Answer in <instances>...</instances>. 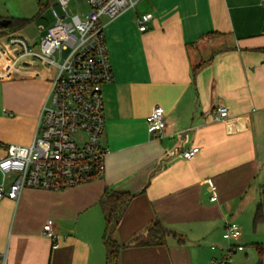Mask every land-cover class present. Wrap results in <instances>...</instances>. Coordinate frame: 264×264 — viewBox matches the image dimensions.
I'll return each instance as SVG.
<instances>
[{"label":"crops","instance_id":"0c3cea01","mask_svg":"<svg viewBox=\"0 0 264 264\" xmlns=\"http://www.w3.org/2000/svg\"><path fill=\"white\" fill-rule=\"evenodd\" d=\"M102 23L113 69L103 86L104 174L0 200V264H106L108 190L133 195L114 235L124 246L118 264H223L229 247V264H264V3L138 0ZM7 65L0 48V159L8 144L33 142L53 76L44 66L9 74ZM219 105L229 108L223 122L213 120ZM155 107L165 113L161 136L148 130ZM193 147L194 159L179 157ZM16 178L0 171V186ZM156 222L169 231L163 244L128 246ZM230 222L241 227L237 240L223 238Z\"/></svg>","mask_w":264,"mask_h":264},{"label":"built area","instance_id":"2783aa9c","mask_svg":"<svg viewBox=\"0 0 264 264\" xmlns=\"http://www.w3.org/2000/svg\"><path fill=\"white\" fill-rule=\"evenodd\" d=\"M54 23L37 28L35 37L0 26V48L8 58L7 70L24 74L27 68L53 69L49 95L38 118L33 142L28 146L8 144L0 159L2 174H16L7 190L0 186V200H18L27 188L59 191L102 178L109 149L101 139L105 131L103 86L113 81V69L102 18L114 20L133 9L138 0H86L88 11L70 15V0H52ZM264 3V0H261ZM152 14L139 19V30L147 31ZM229 108L219 105L213 120L223 122ZM148 130L161 136L166 128L164 110L155 107L147 117ZM199 147L180 152L183 160H192ZM211 187L213 183L209 180ZM217 198L214 195L211 201ZM44 233L58 241L52 222ZM241 227L227 223L223 238L237 240ZM237 249H241L238 247ZM235 249L229 247L223 264L231 262ZM5 264V263H4Z\"/></svg>","mask_w":264,"mask_h":264},{"label":"trees","instance_id":"16d2710c","mask_svg":"<svg viewBox=\"0 0 264 264\" xmlns=\"http://www.w3.org/2000/svg\"><path fill=\"white\" fill-rule=\"evenodd\" d=\"M28 23L27 20L21 19L16 22L12 21L9 26H11V30H18L25 27ZM132 199L133 195L128 192L108 190L100 200V205L106 221V230L104 234V244L107 252L106 264L119 263V252L124 246H121L116 241L114 235ZM261 212L262 206L259 209V213L256 215V223L259 222L258 219L262 215ZM168 234L169 231L162 227L159 222H156L148 228V234L146 236H136L130 241L128 246L146 247L161 245L165 242Z\"/></svg>","mask_w":264,"mask_h":264},{"label":"rangeland","instance_id":"374dc122","mask_svg":"<svg viewBox=\"0 0 264 264\" xmlns=\"http://www.w3.org/2000/svg\"><path fill=\"white\" fill-rule=\"evenodd\" d=\"M52 0H0V18L27 20L29 23L21 29L28 37H35L37 28L47 29L54 23L51 14ZM88 11L86 0H70L68 12L70 15H82ZM105 17L102 18V21ZM11 26H8L7 29ZM238 224V223H237Z\"/></svg>","mask_w":264,"mask_h":264},{"label":"water","instance_id":"95a60500","mask_svg":"<svg viewBox=\"0 0 264 264\" xmlns=\"http://www.w3.org/2000/svg\"><path fill=\"white\" fill-rule=\"evenodd\" d=\"M12 23L10 19H0V26L3 28H7Z\"/></svg>","mask_w":264,"mask_h":264}]
</instances>
